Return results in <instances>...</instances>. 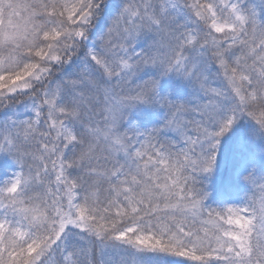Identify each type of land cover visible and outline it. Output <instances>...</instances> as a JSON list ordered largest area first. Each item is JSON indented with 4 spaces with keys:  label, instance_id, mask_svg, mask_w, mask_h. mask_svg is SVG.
I'll return each mask as SVG.
<instances>
[{
    "label": "snow or ice",
    "instance_id": "6c2138e0",
    "mask_svg": "<svg viewBox=\"0 0 264 264\" xmlns=\"http://www.w3.org/2000/svg\"><path fill=\"white\" fill-rule=\"evenodd\" d=\"M138 104L161 123L125 126ZM0 109V264H264V0H0ZM242 119L248 191L210 206Z\"/></svg>",
    "mask_w": 264,
    "mask_h": 264
},
{
    "label": "trees",
    "instance_id": "16d2710c",
    "mask_svg": "<svg viewBox=\"0 0 264 264\" xmlns=\"http://www.w3.org/2000/svg\"><path fill=\"white\" fill-rule=\"evenodd\" d=\"M157 70L149 68L141 74V79L148 75L155 76ZM158 91L161 95H168L172 100L191 101L194 96L193 89L175 74L160 77ZM165 109L151 104H138L131 109L125 126L135 124L139 129L146 130L158 126L164 118ZM4 119L3 110L0 109V120ZM251 124L242 119L234 129L221 140V148L218 154V166L211 175H203L202 182L205 184L210 195L206 203L217 207L229 203H239L248 191V186L236 174L232 161L233 145ZM253 151L258 157L257 167L264 170V144L253 145ZM15 170V165L9 158L0 161V178H4Z\"/></svg>",
    "mask_w": 264,
    "mask_h": 264
},
{
    "label": "rangeland",
    "instance_id": "374dc122",
    "mask_svg": "<svg viewBox=\"0 0 264 264\" xmlns=\"http://www.w3.org/2000/svg\"><path fill=\"white\" fill-rule=\"evenodd\" d=\"M24 99H27L26 97ZM17 111L20 112V113H23L24 112V107L23 106H20L18 105L17 106ZM5 158L4 156H0V161Z\"/></svg>",
    "mask_w": 264,
    "mask_h": 264
}]
</instances>
